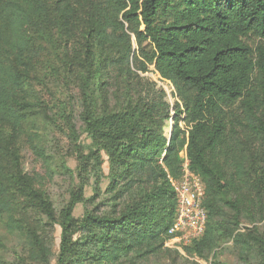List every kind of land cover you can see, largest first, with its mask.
Wrapping results in <instances>:
<instances>
[{
	"label": "trees",
	"instance_id": "16d2710c",
	"mask_svg": "<svg viewBox=\"0 0 264 264\" xmlns=\"http://www.w3.org/2000/svg\"><path fill=\"white\" fill-rule=\"evenodd\" d=\"M87 16L86 36L96 40L100 51L83 68L91 73L90 88L82 90L83 129L94 150L80 155V162L91 158V168L100 171L103 151L108 186L116 200L137 183L147 188L117 214L86 211L79 219L72 211L82 192L72 191L56 219L44 192L34 188L19 164L16 140L28 118V105L19 90H24L22 81L27 79L0 68V215L7 209V199L16 194L55 220L60 242L54 264H116L134 254L156 253L173 223L176 194L169 177L180 176L179 153L185 149L189 169L204 184L206 211L204 232L184 247L185 253L214 257L220 242L232 241L242 253L256 247L259 264H264V238L254 235L252 228L240 227V191L248 184L250 167L228 155L234 136L229 114L237 103L251 130L264 138V116L257 114V106H264V47L252 49L246 42L250 35L264 38V0H103L102 5L91 3ZM108 46L125 57V74L138 76L128 65L132 55L136 71L145 72L153 65L173 86L176 100L169 139L160 127V114L169 112L162 89L158 101L150 103L131 94L114 108L106 99L98 103L94 87L105 82L99 70L113 62L107 59ZM84 83L88 88V79ZM256 174L263 178L264 172ZM255 194L264 196V189ZM12 221L10 225L20 226ZM30 236L35 247L31 258L44 262L40 241Z\"/></svg>",
	"mask_w": 264,
	"mask_h": 264
},
{
	"label": "rangeland",
	"instance_id": "374dc122",
	"mask_svg": "<svg viewBox=\"0 0 264 264\" xmlns=\"http://www.w3.org/2000/svg\"><path fill=\"white\" fill-rule=\"evenodd\" d=\"M91 3L102 5L103 0H3L0 5V68L18 74L21 80L27 79L22 81L24 90H19L28 105V118L22 125L24 132L16 140L19 164L23 173L33 179L34 188L44 192L56 219L72 191L82 192V200L72 211L73 217L79 219L86 211L117 214L147 188L145 183H137L116 200L108 186L109 168L103 151L99 152L100 171L91 168V158L83 162L79 159L94 150L82 121L86 107L82 90L88 91L91 86V73H85L83 68L100 51L96 40L86 36ZM246 42L252 49L264 47V38L256 35H250ZM130 43L131 51H135L137 45L132 35ZM145 46L149 49V45ZM107 51V59L113 62L99 70L105 82L94 87L98 103L106 99L107 106L114 108L128 94L150 103L158 101V91L162 89L165 93L162 101L168 104L169 112L168 116H164L165 112L160 114V127L162 135L169 139L176 100L171 83L161 79L153 65H148L145 72L136 71L132 55L128 65L138 76L125 74V57L109 46ZM85 79L88 88H84ZM231 109L229 122L234 136L228 155L234 154L232 159L250 167L248 184L240 191L243 195L240 227L252 228L254 235L264 238V196L255 194L257 189H264V181L261 182L264 175L260 178L256 174L264 172V138L251 130L238 103ZM257 114L264 116V106H257ZM180 126L185 128L181 120ZM7 201V209L0 215V264H54L60 242L57 222L21 196L15 194ZM10 220L20 226L10 225ZM30 234L40 241L45 251L41 256L44 262L31 258L35 247ZM213 252L214 257L210 253L200 258L163 246L156 253L134 254L116 264H259L260 256L254 246L242 253L232 241L220 242Z\"/></svg>",
	"mask_w": 264,
	"mask_h": 264
},
{
	"label": "built area",
	"instance_id": "2783aa9c",
	"mask_svg": "<svg viewBox=\"0 0 264 264\" xmlns=\"http://www.w3.org/2000/svg\"><path fill=\"white\" fill-rule=\"evenodd\" d=\"M179 156L182 159L180 176L177 179L169 177L176 194L175 215L166 231L163 246L185 254L184 247L204 232L206 211L202 205L204 184L189 169L185 149L180 151Z\"/></svg>",
	"mask_w": 264,
	"mask_h": 264
},
{
	"label": "water",
	"instance_id": "95a60500",
	"mask_svg": "<svg viewBox=\"0 0 264 264\" xmlns=\"http://www.w3.org/2000/svg\"><path fill=\"white\" fill-rule=\"evenodd\" d=\"M171 129H172V127H171ZM171 132V131H170ZM169 136H170V134H169Z\"/></svg>",
	"mask_w": 264,
	"mask_h": 264
}]
</instances>
